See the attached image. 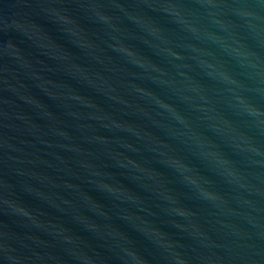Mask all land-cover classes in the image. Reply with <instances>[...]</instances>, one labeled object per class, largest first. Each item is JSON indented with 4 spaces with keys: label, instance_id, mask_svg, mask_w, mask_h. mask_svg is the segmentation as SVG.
Wrapping results in <instances>:
<instances>
[{
    "label": "water",
    "instance_id": "1",
    "mask_svg": "<svg viewBox=\"0 0 264 264\" xmlns=\"http://www.w3.org/2000/svg\"><path fill=\"white\" fill-rule=\"evenodd\" d=\"M0 264H264V0H0Z\"/></svg>",
    "mask_w": 264,
    "mask_h": 264
}]
</instances>
